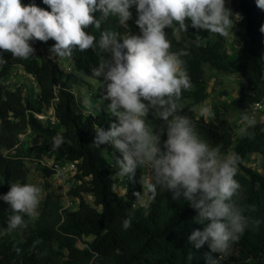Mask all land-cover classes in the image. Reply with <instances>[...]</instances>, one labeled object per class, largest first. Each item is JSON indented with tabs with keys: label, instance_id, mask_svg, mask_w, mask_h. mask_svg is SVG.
I'll return each mask as SVG.
<instances>
[{
	"label": "trees",
	"instance_id": "16d2710c",
	"mask_svg": "<svg viewBox=\"0 0 264 264\" xmlns=\"http://www.w3.org/2000/svg\"><path fill=\"white\" fill-rule=\"evenodd\" d=\"M21 3L50 11L43 0H21ZM230 10L243 42L239 55L226 51L224 36L219 34L209 40L190 26L187 33L178 35L166 29L171 51L186 49L189 52L182 59L186 61L192 87L182 90L178 102L182 114L193 120L202 139L211 146L221 145L222 153L229 151L230 135L214 121L197 117L194 111V106L208 96L204 64L246 79L247 83L241 85L233 100L238 108L248 111L264 96V33L260 31L264 25V10L257 7L256 0H239ZM94 15L101 19L99 12ZM87 31L97 40L102 31H115L119 36L123 33L121 24L111 17L101 21L100 29L91 27ZM197 40L198 46L194 43ZM54 43L51 39L30 41L36 51L28 59L3 53L7 63L0 64V80L14 65L21 64L35 77L39 89L34 98H27L20 88L8 89L0 81V196L10 190L11 183L28 182L29 159L40 162L44 156H49L54 161H76L75 177L81 182L72 187L70 193L78 197L79 205L75 209L65 208L59 195L48 192L40 213L32 218L24 217L27 227L8 231L10 206L0 200V264H206L207 245L197 250L188 240L194 229L202 230L204 225L194 222L197 213L186 201L170 199L164 204L151 202L147 208L138 204L133 207L132 193L143 190L139 183L144 176L143 168L137 170L135 183L125 176L126 193L117 194L116 170L105 155L107 145H94L93 130V125L97 124L107 129L115 118L105 112L85 115L78 110L73 91L74 84L80 81L79 72L91 76V68L98 64L101 53L74 48L72 56L68 57L69 69L61 57L49 51ZM183 100L186 103H181ZM51 106L57 124L44 122L36 115ZM27 130L40 140L20 150V135ZM248 133L243 134L234 147L240 157L234 178L241 184L240 204L248 217V228L230 253L221 258L220 264H264V174L244 164L251 153L264 154V121L249 128ZM57 134L64 142L53 150L52 138ZM42 169L45 175L54 172L53 166L43 165ZM85 193L94 197L93 203L85 198ZM126 217L132 220L128 230L122 227Z\"/></svg>",
	"mask_w": 264,
	"mask_h": 264
},
{
	"label": "clouds",
	"instance_id": "9594fccd",
	"mask_svg": "<svg viewBox=\"0 0 264 264\" xmlns=\"http://www.w3.org/2000/svg\"><path fill=\"white\" fill-rule=\"evenodd\" d=\"M50 11L21 0H0V64H6L3 53L13 58L28 59L35 55L30 41L54 40L50 52L58 57L72 56L73 49L99 50L98 64L91 68L101 90L103 110L115 118L107 129L93 125L94 145H111L116 175L136 182L137 170H146L139 183L147 188L134 191L133 207L147 208L157 190L171 193L174 201H186L196 211L194 222L204 225L194 229L189 242L199 250L205 245L206 264H220L248 228V217L241 206V184L234 178L240 157L235 152L222 153L221 145L211 146L202 139L193 120L182 114L178 103L182 90L192 87L182 59L186 49L171 51L166 29L187 33L191 27L227 36L233 27V14L225 0H43ZM264 10V0H256ZM135 7L138 34L119 36L115 31H102L97 38L87 29H100L101 21L116 18L119 24L132 20ZM99 12L101 19L94 13ZM260 31L264 33V25ZM119 36V38H118ZM122 41V42H121ZM199 44V41H194ZM108 103L104 105V102ZM208 110L205 109V112ZM155 116L162 121L152 126L147 121ZM246 127L256 125L255 118L242 117ZM166 139L162 140V137ZM64 139L52 138L53 150ZM118 153V155H117ZM42 199L41 187L14 182L0 196L9 204L11 215L7 230L27 227L24 217H34ZM257 225L259 221L256 222ZM132 226L131 217L122 221L124 230ZM20 249H16L19 253ZM216 254V255H214ZM192 259L191 254L188 257Z\"/></svg>",
	"mask_w": 264,
	"mask_h": 264
},
{
	"label": "rangeland",
	"instance_id": "374dc122",
	"mask_svg": "<svg viewBox=\"0 0 264 264\" xmlns=\"http://www.w3.org/2000/svg\"><path fill=\"white\" fill-rule=\"evenodd\" d=\"M236 2L238 4L239 0H225L226 7L230 9L231 5ZM133 13L132 20L127 24L121 25L123 29L122 36L133 33L138 34L139 29L135 25L136 19V9L133 7L130 9ZM186 24L191 27L190 19L186 20ZM233 27L228 29V35L224 36V45L226 51L231 55H239L242 52L243 42L238 36V25L236 20L233 19ZM192 28V27H191ZM199 36H204L205 38L212 40L215 39L218 34L210 33L203 29L192 28ZM177 35L179 32H176ZM65 66L70 68V60L68 58H62ZM205 69V82L207 86V98L194 106V111L197 117L203 116L207 120L214 121L220 128L225 130L227 134L231 137V145L229 147V152H234V147L243 135L240 132L242 127H246L245 123L242 120L244 115L255 118L257 123L264 121V108L258 110L256 113L251 114L248 111L242 110L233 104V100L237 97L241 85L247 83L246 79L241 77L237 73H230L221 71L213 68L210 64H204ZM80 81L73 86V91L76 95V104L79 111L83 112L85 115L89 113L96 112H105L103 110L102 102L99 100L101 96V90H99V83L96 79L90 78L88 75H84L82 72H79ZM8 89L15 90L20 88L23 92L24 97L34 98L38 92V84L33 75L28 73L24 66L21 64H16L12 68V71L4 76L1 80ZM186 101H181V103ZM108 102L105 101L104 105ZM205 109L208 111L205 112ZM39 116L44 122L49 121V118L52 119V124H57V119L54 114V109L51 106L49 109L45 110ZM108 114V113H107ZM37 115V114H36ZM110 115V114H109ZM43 117V118H41ZM50 122V121H49ZM152 126H159L162 121L154 118V116H149L148 121ZM39 137H37L31 130L20 135V144L18 149L26 150L32 145H36L39 142ZM114 149L111 145H107L105 155L108 163L114 168L115 161L113 159ZM118 155V153H117ZM54 159L49 156H44L41 161L38 160H28V164L31 168L30 175L27 183L35 184L42 189V199L38 207V215L43 207L46 195L48 192L55 193L60 196L61 204L65 208L75 209L79 205L78 197L70 193V189L78 185L81 181L75 177L77 172V166L71 165H61L54 168V172L50 175H45L44 170L42 169L43 165L49 167V163H53ZM244 164L252 167L253 169L264 174V154L262 153H251L244 161ZM54 167V166H53ZM146 170L144 169V174ZM116 183L115 191L119 195L126 193V185L128 180L124 177H120L115 174ZM145 200H148L149 195L147 188L143 187L142 190ZM85 198L93 203L94 197L89 194H84ZM172 200L171 193L167 191L157 190V195L154 200L151 202L162 203L164 204L168 200ZM163 206V205H161ZM80 246H84L83 243H80Z\"/></svg>",
	"mask_w": 264,
	"mask_h": 264
},
{
	"label": "built area",
	"instance_id": "2783aa9c",
	"mask_svg": "<svg viewBox=\"0 0 264 264\" xmlns=\"http://www.w3.org/2000/svg\"><path fill=\"white\" fill-rule=\"evenodd\" d=\"M263 108H264V96L260 100L254 102L251 105V107L249 108V112L251 114H253V113H256L258 110L263 109ZM41 115L42 114H37V117L39 118V116H41ZM41 118H43V117H41ZM65 164L75 167L76 166V161H70V162L54 161L53 163H49L48 165L49 166H54V168H56V167H59L61 165H65Z\"/></svg>",
	"mask_w": 264,
	"mask_h": 264
},
{
	"label": "crops",
	"instance_id": "0c3cea01",
	"mask_svg": "<svg viewBox=\"0 0 264 264\" xmlns=\"http://www.w3.org/2000/svg\"><path fill=\"white\" fill-rule=\"evenodd\" d=\"M49 121L52 122V119L49 118Z\"/></svg>",
	"mask_w": 264,
	"mask_h": 264
}]
</instances>
